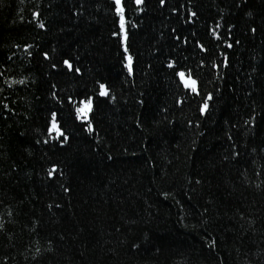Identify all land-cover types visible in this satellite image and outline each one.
Returning <instances> with one entry per match:
<instances>
[{"label": "trees", "instance_id": "trees-1", "mask_svg": "<svg viewBox=\"0 0 264 264\" xmlns=\"http://www.w3.org/2000/svg\"><path fill=\"white\" fill-rule=\"evenodd\" d=\"M122 4L0 0V264H264V0Z\"/></svg>", "mask_w": 264, "mask_h": 264}, {"label": "snow or ice", "instance_id": "snow-or-ice-1", "mask_svg": "<svg viewBox=\"0 0 264 264\" xmlns=\"http://www.w3.org/2000/svg\"><path fill=\"white\" fill-rule=\"evenodd\" d=\"M135 2H136L137 5L144 4V0H135ZM113 3H114V6H115L116 14L119 17V28H120V31L121 32H124V37L123 38L126 41L128 37H127V32L125 31V23H126V21H125V10H124L123 4H122V0H113ZM160 4H161V6H164L165 5V0H160ZM191 15L193 17H195L196 16V13L195 12H192ZM36 16H37V18H39V14H36ZM39 26L41 28H44L45 27V25L43 23H41ZM251 31L253 33H255L257 31V29L256 28H253V29H251ZM178 39H179V37H178ZM217 39H219L218 36H217ZM200 47L202 49H204V46L203 45H200ZM228 47H232V45L229 44ZM124 51H125V53H127L128 52V48L125 47L124 48ZM45 59H49L47 53H45ZM127 61H128V63L126 65V67L128 69L129 74H131L132 71H133V68H132V56L131 55H128L127 56ZM63 63H64V65L70 71L73 70V64L69 60H64ZM53 67H55V65H53ZM168 67L171 68V67H173V65L172 64H169ZM74 71L77 72V73H79L80 72V69L79 68H75ZM177 75L184 82V85H185L186 88H189L190 87L191 88V91L193 93H195L196 95H199V92H198L197 87H196L197 82L195 81V79H185V73L184 72H178ZM21 83H23V81H21ZM99 95L101 97H107L109 95L107 86L105 84H103V83H101L99 85ZM113 99H114V97H113ZM212 99H213L212 95L211 94H208L207 100H212ZM69 102H71V100ZM82 103H84V105H85L84 108H80V107H77L76 108V112H77V115L78 116L81 115V114L86 115L88 111H91V100L83 101ZM208 107H209L208 103L205 102L201 106V109H200L201 110V113L202 114L203 113H206L207 110H208ZM53 118H55V113H53ZM53 130L59 132V135L60 136H64V133L62 131H60V129L56 126L55 119H53ZM89 131H92V128L91 127L89 128ZM64 138L67 139V137H64ZM45 143H47V141H45ZM53 171H55V170H53ZM49 174L51 175V173H49ZM214 243L215 242L213 241V244Z\"/></svg>", "mask_w": 264, "mask_h": 264}]
</instances>
